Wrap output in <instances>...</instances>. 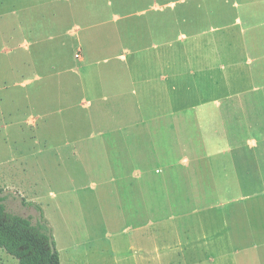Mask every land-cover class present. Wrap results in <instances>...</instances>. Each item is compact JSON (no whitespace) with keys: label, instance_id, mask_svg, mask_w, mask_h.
I'll use <instances>...</instances> for the list:
<instances>
[{"label":"crops","instance_id":"obj_1","mask_svg":"<svg viewBox=\"0 0 264 264\" xmlns=\"http://www.w3.org/2000/svg\"><path fill=\"white\" fill-rule=\"evenodd\" d=\"M225 3L264 13V0ZM206 4L17 0L15 5L16 42L21 49L34 47L36 62L40 52L47 59L50 52L56 55L55 48L45 52L49 46L61 49L69 41L76 46L78 65L66 71L75 72L78 87L66 79L54 89L63 113L77 109L61 122L65 146L84 169L90 158L98 175L108 169L112 178L106 182L117 184L118 203L127 201L134 207L128 216L147 223L130 235L140 239L131 250L150 253L143 264H264V119L258 117V87L232 88L239 62L212 50L216 28L197 30L196 14L204 9L211 14ZM236 24L243 25L240 19ZM244 43L243 73L252 80L262 57L249 54ZM184 171L208 182L210 190L253 192L226 200L170 199L167 205L192 207L191 213L155 220L157 226L177 221L173 230H151L146 191L153 182L172 189ZM250 203L258 213L246 214ZM155 252L158 257L151 256Z\"/></svg>","mask_w":264,"mask_h":264},{"label":"rangeland","instance_id":"obj_2","mask_svg":"<svg viewBox=\"0 0 264 264\" xmlns=\"http://www.w3.org/2000/svg\"><path fill=\"white\" fill-rule=\"evenodd\" d=\"M226 1L207 0L211 14L205 9L196 14L197 30L216 28L210 35L212 50L223 51L233 64L239 62L232 88L250 92L251 86L258 87V103H261L258 117L264 119V75L261 74L264 72V25H261L264 13H258L252 6L235 9ZM16 3L17 0H0V188L7 197V208L33 222L41 216L47 220L61 264H134L136 261L143 264L142 258L150 257V253L131 250L132 246H140V239L130 235L137 225L147 223L128 216L134 207L127 205V201L125 205L118 203V191L114 189L117 184L106 182L112 178L108 169L98 175L92 158L86 161L84 169L78 156L68 155L73 148L65 146L61 122L67 114L77 113V109L63 113L65 106L57 100L60 95L54 89L66 85V79L72 80L71 87H78L75 72L66 71L76 68L77 62L73 59L76 46L71 41L61 49L49 46L45 52L55 48V57L49 51L47 59V54L40 52L36 62L35 48L21 49L16 42ZM237 19L243 25L236 24ZM244 41L248 43L249 54L262 57L256 73L252 72V80L244 77L247 69ZM52 67L54 71L50 73ZM37 75L44 79L36 81ZM185 172L177 175L179 181H174L172 189L157 187L153 182L146 191L145 197L151 206V230L167 227L173 230L177 221L157 226L160 222L155 220L191 213L192 207L167 205L170 199L174 202L177 197L182 202L195 196L211 201L226 200L253 192L210 190L208 182L193 180ZM150 177L155 180L154 175ZM251 204L245 209L246 214L258 213V207L253 206L256 204ZM151 256L158 257L159 253ZM0 264H19V261L0 250Z\"/></svg>","mask_w":264,"mask_h":264},{"label":"trees","instance_id":"obj_3","mask_svg":"<svg viewBox=\"0 0 264 264\" xmlns=\"http://www.w3.org/2000/svg\"><path fill=\"white\" fill-rule=\"evenodd\" d=\"M6 198L0 188V250L16 258L19 264H61L47 220L41 216L33 222L10 212Z\"/></svg>","mask_w":264,"mask_h":264}]
</instances>
